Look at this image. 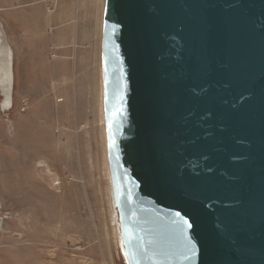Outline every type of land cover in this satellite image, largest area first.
<instances>
[{"label":"water","instance_id":"obj_1","mask_svg":"<svg viewBox=\"0 0 264 264\" xmlns=\"http://www.w3.org/2000/svg\"><path fill=\"white\" fill-rule=\"evenodd\" d=\"M102 78L126 264H264V0H105Z\"/></svg>","mask_w":264,"mask_h":264},{"label":"rangeland","instance_id":"obj_2","mask_svg":"<svg viewBox=\"0 0 264 264\" xmlns=\"http://www.w3.org/2000/svg\"><path fill=\"white\" fill-rule=\"evenodd\" d=\"M100 5L93 18L92 0H0V48L9 52L12 82L6 94L0 84V264H126L113 215L105 126L100 135L101 175L89 178L96 193L87 192L82 176L63 174L51 159L31 161L40 150L38 140H49L45 115L37 112L56 95L48 79L61 62H76L75 55L61 54L60 45L53 44L52 19L58 16L60 26L72 25L73 47L82 53L86 43L80 34L93 22L102 26L105 0ZM23 48L27 57L21 55ZM98 52L101 58V42ZM67 73L64 78L71 79L72 88L73 67ZM81 130L75 126L70 132L78 137ZM42 148L44 154L52 153ZM82 148L76 138L77 158ZM78 164L81 173L82 162Z\"/></svg>","mask_w":264,"mask_h":264},{"label":"crops","instance_id":"obj_3","mask_svg":"<svg viewBox=\"0 0 264 264\" xmlns=\"http://www.w3.org/2000/svg\"><path fill=\"white\" fill-rule=\"evenodd\" d=\"M92 1L94 3L92 8L94 15L92 14V16L95 18L100 13L101 5L100 0ZM67 15L69 14L67 13ZM58 19V16L52 19L55 24L52 30L53 44L56 43L61 46H58L59 50L62 49L61 54L68 53L70 56L75 55L76 62H68L65 65L61 62L58 64L57 69H53V76L48 79L50 84H52L49 90L52 92L56 91V95L49 97V101L47 100L49 103L42 104L37 112L40 113L39 116L42 113L45 115L43 120L45 129L48 130L49 140L42 138L38 140L40 150L38 155L31 161H41L43 159L47 161L51 159L57 165V169L63 174L72 171L73 176L78 178L82 176L87 192L96 193L93 187L94 183H90L89 178L99 177L102 171L100 148L102 142L100 135L104 130L105 120L103 107L102 38H99V35L100 31L102 33L103 23L101 26L98 21V25L96 26L93 22L92 27L94 26V28L89 27V31L87 30L85 34H80L79 40L82 39L83 43H86L85 50L81 53L79 49L82 48L77 47L74 49L73 47L74 31L72 30V25L68 23L65 26H60L61 23L57 22ZM64 19L65 11H62L61 20ZM100 42L101 58L98 52ZM63 47L68 49L64 50ZM79 53L83 56H80ZM21 55L22 57H27V48H23ZM24 64L25 62L23 61L22 65ZM22 67L26 69L25 65L20 66L22 71H24ZM72 67L74 73L71 78L74 87L71 88L69 86L71 79L64 77L67 76L69 70H72ZM22 78H27L25 73H23ZM75 126L82 129L78 137L71 134ZM76 138L78 148L80 144H83L81 157L78 156V158L73 149ZM42 146L51 149L52 153L48 154L46 150L44 154ZM78 160L82 162L81 173ZM65 165L67 166L66 168ZM75 168L78 169V172L75 171ZM34 182L37 181L34 179ZM27 183H31L32 186L34 184L29 179V176H27Z\"/></svg>","mask_w":264,"mask_h":264},{"label":"flooded vegetation","instance_id":"obj_4","mask_svg":"<svg viewBox=\"0 0 264 264\" xmlns=\"http://www.w3.org/2000/svg\"><path fill=\"white\" fill-rule=\"evenodd\" d=\"M5 48L6 47L0 48V84L2 86L3 91H5V94H6L8 93L11 74H10V69H9V63L6 57V56H9V52L6 55L4 52Z\"/></svg>","mask_w":264,"mask_h":264},{"label":"bare ground","instance_id":"obj_5","mask_svg":"<svg viewBox=\"0 0 264 264\" xmlns=\"http://www.w3.org/2000/svg\"><path fill=\"white\" fill-rule=\"evenodd\" d=\"M11 89H12V82H11V77H10L8 93L11 91ZM110 185H111V183H110ZM111 192H112V190H111ZM111 198H112V194H111ZM112 207H113V211H114L113 199H112ZM113 215H114V218H115V213ZM115 220H116V218H115Z\"/></svg>","mask_w":264,"mask_h":264}]
</instances>
